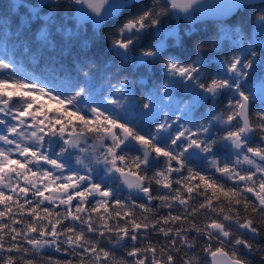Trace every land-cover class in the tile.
Here are the masks:
<instances>
[{"label":"snow or ice","instance_id":"obj_1","mask_svg":"<svg viewBox=\"0 0 264 264\" xmlns=\"http://www.w3.org/2000/svg\"><path fill=\"white\" fill-rule=\"evenodd\" d=\"M7 8L25 15L0 14V264H264V0ZM61 11L113 25L99 87L92 62L21 75ZM209 12L239 19L174 54L176 22Z\"/></svg>","mask_w":264,"mask_h":264},{"label":"trees","instance_id":"obj_2","mask_svg":"<svg viewBox=\"0 0 264 264\" xmlns=\"http://www.w3.org/2000/svg\"><path fill=\"white\" fill-rule=\"evenodd\" d=\"M23 2L25 5H30L31 7H37L40 4V0H23ZM9 4L8 0H0V14L8 11V23L11 24L13 16L23 17L25 13L15 9L9 11L7 8ZM46 15H48V11L41 9V17ZM238 19V17L231 16V18L223 22H226L230 26ZM73 20L72 16L61 11L56 27L53 30V43L47 46L43 45L33 35L38 32V29L34 28L32 30V33H30L31 39L28 44L30 52L27 54L21 53L16 56V59L20 61L21 75L27 72L39 76L42 72L47 71L46 66L49 65L51 59L55 62L58 71L63 68L68 74L79 77L82 80L83 78L79 71L80 65L84 64L85 70H88V62H92L94 65L91 68L92 75L96 79L97 86L101 85L102 81L96 66L103 64L110 67L113 63L106 39L113 25L110 21H106L99 29L94 30L89 24L75 25ZM2 23L3 17L0 15V24ZM178 28L182 33L188 34L186 39L189 41V46L187 48L177 47L174 54L184 58L189 52L194 51L191 45L200 39H217L216 33L221 28V22L205 21L187 26L182 21H178ZM102 36L104 39H102ZM33 57L40 58L39 63H35ZM132 72L133 74L129 76V79L136 81L143 79L136 69H133ZM137 99H139V96ZM104 246L108 247L109 245L105 243Z\"/></svg>","mask_w":264,"mask_h":264},{"label":"water","instance_id":"obj_3","mask_svg":"<svg viewBox=\"0 0 264 264\" xmlns=\"http://www.w3.org/2000/svg\"><path fill=\"white\" fill-rule=\"evenodd\" d=\"M208 3H221L224 2V0H207ZM72 18L74 19V23L75 25H81L84 23H87L90 25V27L94 30L99 29L101 25H95L93 24L91 21H85V22H78L75 18V15H72ZM229 18H231V16H224V15H220L218 13L215 12H209L208 14H205L203 16H201L199 19H197L196 21H183L186 25H193L195 23H200V22H204V21H212V22H223L225 20H228Z\"/></svg>","mask_w":264,"mask_h":264},{"label":"rangeland","instance_id":"obj_4","mask_svg":"<svg viewBox=\"0 0 264 264\" xmlns=\"http://www.w3.org/2000/svg\"><path fill=\"white\" fill-rule=\"evenodd\" d=\"M10 3H15V0H8ZM40 3H41V0H40ZM176 27H178V21L176 22V25H175ZM245 167H247V166H245Z\"/></svg>","mask_w":264,"mask_h":264}]
</instances>
